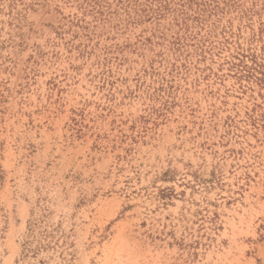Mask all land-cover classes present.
I'll return each instance as SVG.
<instances>
[{
    "label": "rangeland",
    "instance_id": "rangeland-1",
    "mask_svg": "<svg viewBox=\"0 0 264 264\" xmlns=\"http://www.w3.org/2000/svg\"><path fill=\"white\" fill-rule=\"evenodd\" d=\"M0 264H264V0H0Z\"/></svg>",
    "mask_w": 264,
    "mask_h": 264
}]
</instances>
